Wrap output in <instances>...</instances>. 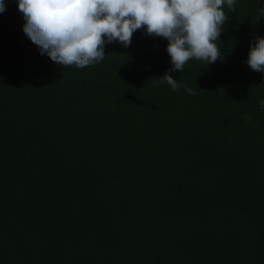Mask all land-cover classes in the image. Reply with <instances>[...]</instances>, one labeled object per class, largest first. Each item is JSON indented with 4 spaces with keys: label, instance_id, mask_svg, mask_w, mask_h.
<instances>
[{
    "label": "trees",
    "instance_id": "obj_1",
    "mask_svg": "<svg viewBox=\"0 0 264 264\" xmlns=\"http://www.w3.org/2000/svg\"><path fill=\"white\" fill-rule=\"evenodd\" d=\"M0 12V264H264V0H236L221 59L171 67L137 30L62 67ZM192 88L189 95L184 86Z\"/></svg>",
    "mask_w": 264,
    "mask_h": 264
},
{
    "label": "clouds",
    "instance_id": "obj_2",
    "mask_svg": "<svg viewBox=\"0 0 264 264\" xmlns=\"http://www.w3.org/2000/svg\"><path fill=\"white\" fill-rule=\"evenodd\" d=\"M236 0H18L23 14V31L38 47L62 67L83 69L98 64L106 56L105 46L114 42L124 47L133 34L142 30L148 36L168 41L166 51L171 67L156 83L173 91L182 85L170 74L183 72L191 59L211 65L221 59L220 41ZM6 8L0 0V12ZM264 11V9H261ZM247 65L264 73V37L250 41ZM189 95L194 90L184 86ZM264 109V100L260 101Z\"/></svg>",
    "mask_w": 264,
    "mask_h": 264
}]
</instances>
